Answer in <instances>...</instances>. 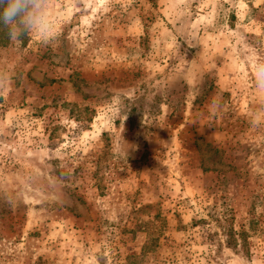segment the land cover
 <instances>
[{
  "label": "rangeland",
  "instance_id": "obj_1",
  "mask_svg": "<svg viewBox=\"0 0 264 264\" xmlns=\"http://www.w3.org/2000/svg\"><path fill=\"white\" fill-rule=\"evenodd\" d=\"M43 11L0 48V264H264V0Z\"/></svg>",
  "mask_w": 264,
  "mask_h": 264
},
{
  "label": "clouds",
  "instance_id": "obj_2",
  "mask_svg": "<svg viewBox=\"0 0 264 264\" xmlns=\"http://www.w3.org/2000/svg\"><path fill=\"white\" fill-rule=\"evenodd\" d=\"M45 0H0V25L7 29L8 38L19 45L22 37L33 31L42 33L47 41L51 22L43 11Z\"/></svg>",
  "mask_w": 264,
  "mask_h": 264
},
{
  "label": "trees",
  "instance_id": "obj_3",
  "mask_svg": "<svg viewBox=\"0 0 264 264\" xmlns=\"http://www.w3.org/2000/svg\"><path fill=\"white\" fill-rule=\"evenodd\" d=\"M8 36H7V29L4 28L2 25H0V48L4 47L6 42L8 41ZM228 237V244L234 243V235L230 233L227 234Z\"/></svg>",
  "mask_w": 264,
  "mask_h": 264
}]
</instances>
